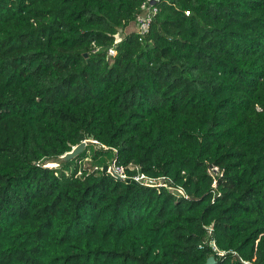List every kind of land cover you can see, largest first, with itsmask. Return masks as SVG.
<instances>
[{"label":"trees","instance_id":"16d2710c","mask_svg":"<svg viewBox=\"0 0 264 264\" xmlns=\"http://www.w3.org/2000/svg\"><path fill=\"white\" fill-rule=\"evenodd\" d=\"M147 1L0 0V264H264V0Z\"/></svg>","mask_w":264,"mask_h":264},{"label":"built area","instance_id":"2783aa9c","mask_svg":"<svg viewBox=\"0 0 264 264\" xmlns=\"http://www.w3.org/2000/svg\"><path fill=\"white\" fill-rule=\"evenodd\" d=\"M160 0H148L141 8L142 10V14L139 17L138 21H137V34L141 37V40L149 33L150 28H151V24L153 22L154 17L156 16V14L158 13V8L156 7V4L159 2ZM109 55L112 57H115L117 55V51L116 49H111L109 51ZM115 171H117V175L121 176L122 179H127V175L125 173V169L120 168V169H116ZM111 173L113 176L116 175ZM135 182L141 183L145 186L148 187H155V184L152 181H148L146 180V177L144 175H140L134 178ZM180 193H182L181 191H179Z\"/></svg>","mask_w":264,"mask_h":264},{"label":"rangeland","instance_id":"374dc122","mask_svg":"<svg viewBox=\"0 0 264 264\" xmlns=\"http://www.w3.org/2000/svg\"><path fill=\"white\" fill-rule=\"evenodd\" d=\"M137 23L136 24H132L131 26H129L126 30V32H132V31H137ZM125 32V33H126ZM123 34V33H122ZM120 35V37H118V39H120L123 35ZM100 149L97 145H95L94 142H91L88 144L86 150L82 153V157H83V163L80 166V168H90L91 171L93 170H102L105 167H108V171L107 173H113L115 174L117 171H115V161H114V153H108L106 155H102L99 156L98 159H95V154L97 152H99ZM53 162H48V161H44L43 164H45L46 166H50V167H59L61 165L60 162H57V164H51ZM117 174V173H116Z\"/></svg>","mask_w":264,"mask_h":264},{"label":"water","instance_id":"95a60500","mask_svg":"<svg viewBox=\"0 0 264 264\" xmlns=\"http://www.w3.org/2000/svg\"><path fill=\"white\" fill-rule=\"evenodd\" d=\"M92 141H86L81 143L80 145L76 146L71 152L67 153L65 156H63L60 160L61 162H68V161H72L75 160L76 158H78L87 148L88 144L91 143ZM96 143V142H94ZM49 168H53L50 166H47ZM104 173H106L108 171V167H105L103 169ZM115 178H117L118 180H122L121 176L119 175H115ZM206 264H216V260L214 257H211L208 259Z\"/></svg>","mask_w":264,"mask_h":264},{"label":"crops","instance_id":"0c3cea01","mask_svg":"<svg viewBox=\"0 0 264 264\" xmlns=\"http://www.w3.org/2000/svg\"><path fill=\"white\" fill-rule=\"evenodd\" d=\"M131 32V31H130ZM130 32H128V33H130Z\"/></svg>","mask_w":264,"mask_h":264}]
</instances>
